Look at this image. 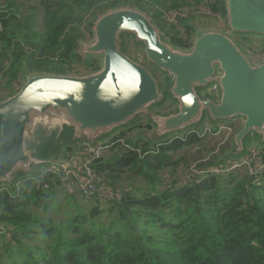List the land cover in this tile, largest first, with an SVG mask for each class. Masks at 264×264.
<instances>
[{
  "label": "trees",
  "instance_id": "16d2710c",
  "mask_svg": "<svg viewBox=\"0 0 264 264\" xmlns=\"http://www.w3.org/2000/svg\"><path fill=\"white\" fill-rule=\"evenodd\" d=\"M3 1L8 8L0 9V58L3 76L9 80L19 81L25 71L66 74L75 63L97 72L102 67L99 59L84 57L77 50L81 23L90 14L92 28L101 15L120 7L146 13L164 38L178 46L167 38L161 18L167 0H39L43 31L37 29V15L25 17L16 0ZM194 1L200 5L204 0ZM208 1L211 9L227 16L226 0ZM176 21L187 24L184 18ZM145 125L150 126L138 123L110 140L123 139L129 148L124 146L114 157L105 160L102 155L94 161L101 183L107 182L116 197L80 200L67 191L60 200L50 184L63 172L49 170L35 179L26 178L19 191L2 190L0 224L5 231L0 229V239H5L7 260L12 264H264V169L257 176L245 167L225 174L207 172L199 178L190 173L186 183L174 181L168 188L160 189L159 180L153 179L155 184L142 194L131 189L116 191L114 182L120 173L130 169L142 175L146 169L157 174L173 163L179 149L196 148L205 139L191 129L156 144L127 141L128 133ZM252 149L247 158L256 165L264 160V151ZM213 159L200 167L238 160L219 155ZM103 175L111 182L104 181ZM63 186L67 188L68 183ZM53 211L63 217L48 218Z\"/></svg>",
  "mask_w": 264,
  "mask_h": 264
},
{
  "label": "water",
  "instance_id": "95a60500",
  "mask_svg": "<svg viewBox=\"0 0 264 264\" xmlns=\"http://www.w3.org/2000/svg\"><path fill=\"white\" fill-rule=\"evenodd\" d=\"M226 2L230 29L264 37V0ZM93 33L96 40L86 46V52L104 54L100 70L87 76L25 71L19 91L0 100V191L4 186L14 191L18 173L42 164L37 154L49 134H55L52 139L58 147L67 130L72 134L68 145L77 148L78 140L85 145L88 139L96 140L124 125L131 127L145 117L157 123L153 135L141 130L152 143L154 137L170 131L195 122L199 126L197 119L207 113L213 122L244 117L227 156L231 160L244 158L248 137L257 134L264 141V61L253 64L224 32L199 30L192 48L182 51L164 38L143 11L120 7L101 15ZM123 33L134 35L143 43L147 59L168 71L166 77L172 82L167 94L178 101L177 113L164 116L151 111L165 93L145 65L125 54ZM209 83L217 85L219 100L197 91V86ZM58 160L51 164L60 165L63 172L64 163ZM40 172L34 170L30 176Z\"/></svg>",
  "mask_w": 264,
  "mask_h": 264
},
{
  "label": "rangeland",
  "instance_id": "374dc122",
  "mask_svg": "<svg viewBox=\"0 0 264 264\" xmlns=\"http://www.w3.org/2000/svg\"><path fill=\"white\" fill-rule=\"evenodd\" d=\"M18 2L24 6L27 5L24 8H21V10H24L25 17H32V13L34 15H37L39 18L38 20V26L37 29L40 31L44 30L43 27V7L39 6L40 2L39 0H18ZM167 8L163 9V13L161 14V18L163 19L162 22L164 23L165 30L167 32V38L171 40L174 43H177L175 45L178 49L182 51H189L192 47L190 45L194 44L195 40L197 39V32L199 30L202 31H210V30H216V31H222L226 35H228L233 41H235L238 46L245 52L246 56L250 59V61L253 64L261 63L264 61V47L262 46L264 44V37L252 34V33H239L237 31H233L229 27L228 23V16L221 15V13L216 12L214 9H211L210 3L208 0H204L202 4L196 5L194 0H167ZM2 9H7L5 6ZM34 8H36L34 10ZM3 11V10H2ZM7 10H5L6 12ZM155 10L152 9L151 15L153 16ZM146 14V13H145ZM147 15V14H146ZM89 15L84 16V22L81 23L80 31L82 33V38L80 40L79 46H78V52L86 57V56H93L97 57L99 61L102 63V60L104 58V54L97 53V54H90L86 52V46L90 45L95 42L96 37L93 33V26L90 28V25L88 23ZM150 17V16H149ZM93 19V17H91ZM151 18V17H150ZM179 18L180 20L182 18L187 19V24H193L194 29L188 30L187 24H181L178 23L176 20ZM152 19V18H151ZM122 42L121 46L125 54H127L129 57H131L133 60H135L138 63H141L145 65L157 78L160 84V88L162 92L165 93V98L162 102L156 103L151 106V111L154 113H159L164 116L175 114L179 111V103L178 101L170 97L167 94V89L171 85L170 77H166L168 71L165 72L161 67H159L156 64H152L146 57V51L145 47L142 42L139 40H136L137 38L128 33L122 34ZM181 45V46H180ZM180 46V47H179ZM53 57V56H52ZM55 58V57H54ZM56 59V58H55ZM4 67V63L2 62V59L0 58V99H5L8 96H10L13 91L16 88L21 87V85L25 82L26 77L23 74L19 81H13L5 78L3 76L2 69ZM217 71H220L217 66ZM35 74V73H30ZM68 75L72 76H87L89 74H92V71L88 68L87 65L84 63H75L71 67L68 68V71L66 72ZM213 83H209L205 86H197V91L202 95H207L214 100H219L221 93L218 91L217 93H214L211 90ZM198 122H200V125L197 126L199 123L195 122L181 130L177 131H170L166 133L163 137L157 136L154 137V141L152 144H156L160 141L167 140L169 138H173L179 135H183L187 133L189 130H209L211 129L212 134H206L207 136L205 139L200 142L198 145L200 146L199 149H196L195 146L189 147V148H182L179 149L175 155H174V161L171 165L164 167L160 169L157 174H155L152 170H144L143 174L141 175L136 174L134 175L130 169L126 170L123 173H120V177L115 180L114 183H116V191H125L128 189H131L132 192H136L139 194H142L145 189H148V186H151L153 183V179H158V183L156 185L160 188H168L169 186L174 184V181H180L184 178V176H188L192 170L191 168L193 166L200 167L201 165H205L208 163V161L214 160V156H220V158H226L228 155H230L231 151L233 150V138L237 130L243 125L244 117H234L230 120H217L213 122L209 115L205 113L202 118L197 119ZM135 121V120H134ZM134 121L130 122L133 123ZM137 122V120L135 121ZM143 124H149V128H147V125H145L143 128L135 129L134 131L130 132L126 138L127 141H148L147 138L144 137V135L141 133V130L147 131L151 133L152 135L156 132L157 123L150 121V119H147L143 117V121L140 122ZM127 125L121 126L116 128L115 130H120L121 128L126 127ZM223 127H230L233 131L230 132V135L227 137V130H225ZM191 130V131H192ZM117 135V132L114 131L113 134ZM214 133H219L217 135H214ZM111 134H106L99 136L96 140H86L85 144H89L92 146L96 145H104L107 141V139L111 138ZM112 134V135H113ZM229 134V133H228ZM70 131H64L61 138H59L58 147L56 144L53 143V137L55 134H49L48 138H46L44 141V146L39 149V153L37 154L38 157L42 160V164L36 165L35 169L32 167L31 170L20 172L15 177L19 181H25L28 176L34 173V170L36 174H38L44 167L45 168H51L53 166L52 160L55 161L59 159L58 161H68L69 159L73 158L76 159V166L75 170L77 172H80V166L83 164V155H81L82 152V144L81 141L78 140L77 148H73L72 145H68V138H71ZM246 141V151L241 155L244 156V159L248 156L249 148H257L260 151H264V141H261L258 138V135L255 134L253 138H249ZM126 143V141H124ZM150 142V141H148ZM141 143V142H140ZM228 149L227 153L222 152L223 149ZM125 147L122 144L115 145V148L105 149L103 152V157L105 160L114 157L116 153L119 151H124ZM257 152H260L258 151ZM76 153H78L76 155ZM65 158H62V157ZM48 166V167H47ZM201 168V167H200ZM46 169V170H47ZM33 171V173H32ZM244 171V170H241ZM248 172V171H247ZM23 177V178H21ZM20 178V179H19ZM108 182H111L108 180L106 175H103L102 177ZM57 181H52L51 186L53 189H56L57 196L60 200H63L65 198V195L68 194L67 191H72L74 194L80 199L83 200L85 197L80 193L77 180L72 177H67L64 174H61L60 177L57 176L55 178ZM68 179V180H67ZM61 180H64V183H68V187L65 188L63 186V182ZM24 182H22L23 184ZM25 184V183H24ZM36 183L33 182L31 185L34 186ZM104 188H106L110 193H112L113 197L116 194L113 188H111L107 182L102 184ZM16 187V186H15ZM110 187V188H109ZM14 192V191H12ZM92 201V200H91ZM92 203V202H91ZM41 215V214H40ZM42 216V215H41ZM63 217L61 213H57L53 211L48 218L59 220ZM0 229L4 232V225L0 224ZM4 234V233H3ZM1 238V237H0ZM5 240V239H4ZM4 240L1 241L0 239V252L2 253L0 255V264H12L10 261L7 260L5 252H4Z\"/></svg>",
  "mask_w": 264,
  "mask_h": 264
},
{
  "label": "built area",
  "instance_id": "2783aa9c",
  "mask_svg": "<svg viewBox=\"0 0 264 264\" xmlns=\"http://www.w3.org/2000/svg\"><path fill=\"white\" fill-rule=\"evenodd\" d=\"M212 91L214 93L217 92V85H214L212 87ZM223 128L228 131L230 127H223ZM229 130L233 131L231 128ZM192 131L200 133V136H203V137H206L207 136L206 134L208 133L212 134L211 129H209L208 131L194 129ZM217 134L219 133H214V135H217ZM229 135H230V132L228 131L227 137ZM119 143L129 148V145L126 144L123 139H119L116 142L109 141V142H106L104 145H96V146H92L89 144L83 145L82 152H81L83 155V164L82 166H80V172H77L75 170L76 159L71 158L64 163L63 174L66 175L67 177H72L77 180L79 191L84 197L91 198V199L108 200L112 196V193H110L106 188L103 187L101 183V176L94 168V161L103 155V152L105 151V149H110V148L113 149L115 148V145ZM199 148L200 146L197 145L196 149H199ZM252 152L258 153L255 148L252 149ZM59 166L60 165H53L51 166V168H48V169L46 168V169L56 173L60 171ZM240 167H245L250 175L257 176L264 169V160H258L256 165L252 163L251 159L243 158V159L235 160L234 162H229L225 165L213 166L210 168H207V167L200 168L197 166H193L191 168L192 170L191 174L192 176H196L199 178V176H203L207 172L225 174V173L231 172ZM189 177H190L189 175L184 176L181 183H186ZM31 178L35 179L34 176H31ZM21 183L22 181H18L16 183V187H15L16 190L19 191ZM2 190H7L8 192L13 193L8 186H4Z\"/></svg>",
  "mask_w": 264,
  "mask_h": 264
},
{
  "label": "crops",
  "instance_id": "0c3cea01",
  "mask_svg": "<svg viewBox=\"0 0 264 264\" xmlns=\"http://www.w3.org/2000/svg\"><path fill=\"white\" fill-rule=\"evenodd\" d=\"M17 2H18V0H16ZM19 3V2H18ZM19 5L21 6V8H24V7H26L27 5H24V6H22L20 3H19ZM3 6H5V8H8V4H7V2L6 1H1L0 2V9H2V8H4ZM17 12L19 11L18 9H15ZM21 10V9H20ZM24 12V10H21V13H23ZM129 127V126H128ZM128 127H124V128H122V129H120V130H116V132H117V135H119L120 134V132L121 131H124V130H127L128 129ZM113 134V133H112ZM111 134V138H109V139H107V141H110V140H112V138L114 137V136H117V135H115V133L112 135ZM129 134H131V133H128V135ZM127 135V136H128ZM129 137V136H128ZM204 142V141H203ZM82 146H83V144H82ZM254 148V147H253ZM78 153H76V155H77ZM81 155H82V153H81ZM62 158H65L64 156L62 157ZM240 159H243V158H240ZM56 162H58V161H56ZM60 162H63V163H65L66 161H60ZM59 162V163H60ZM48 167V166H47ZM46 168H43V170H45Z\"/></svg>",
  "mask_w": 264,
  "mask_h": 264
}]
</instances>
